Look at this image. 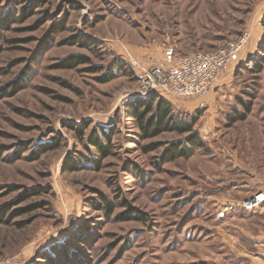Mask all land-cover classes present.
<instances>
[{"label":"rangeland","instance_id":"rangeland-1","mask_svg":"<svg viewBox=\"0 0 264 264\" xmlns=\"http://www.w3.org/2000/svg\"><path fill=\"white\" fill-rule=\"evenodd\" d=\"M258 27L264 0H0V264H253L244 247L264 204H244L264 191V38L194 98L143 93L132 61ZM71 56L83 62L64 66ZM153 94L198 116L203 147L163 161L188 134L142 138L131 104Z\"/></svg>","mask_w":264,"mask_h":264},{"label":"built area","instance_id":"built-area-1","mask_svg":"<svg viewBox=\"0 0 264 264\" xmlns=\"http://www.w3.org/2000/svg\"><path fill=\"white\" fill-rule=\"evenodd\" d=\"M250 41L245 32L236 39L228 40L213 50H199L181 54L175 47H169L163 60L151 67H141L137 59L132 61L135 68H141L140 89L143 93L172 95L180 98H194L210 92L216 81L240 62ZM264 204V191L256 193L245 201L248 208Z\"/></svg>","mask_w":264,"mask_h":264},{"label":"trees","instance_id":"trees-1","mask_svg":"<svg viewBox=\"0 0 264 264\" xmlns=\"http://www.w3.org/2000/svg\"><path fill=\"white\" fill-rule=\"evenodd\" d=\"M80 56H71L64 62V66H76L83 62ZM252 60V57H251ZM256 71L260 72L263 65L256 63ZM158 98V99H157ZM157 100V103H156ZM248 111L250 107L246 104ZM131 111L136 119L139 129L142 132L143 139H151L159 136L165 132H176L179 134H188L185 141H176L168 147L162 156L163 161L175 160L179 157L190 156L197 147H203V141L200 133L195 129L198 116L191 118H183L176 114L174 107L170 101L158 94H153L149 100L137 99L135 103L131 104ZM235 114H238L236 111ZM238 116V117H236ZM234 116L235 120H244L247 113ZM105 132L103 133V135ZM92 145L96 148L100 156H107L111 152V142L109 137L106 141L102 135L93 134L90 137ZM162 143L155 142L144 147L146 151H152L161 146ZM132 218L141 219L139 215H131Z\"/></svg>","mask_w":264,"mask_h":264},{"label":"crops","instance_id":"crops-1","mask_svg":"<svg viewBox=\"0 0 264 264\" xmlns=\"http://www.w3.org/2000/svg\"><path fill=\"white\" fill-rule=\"evenodd\" d=\"M264 38V28L258 27L252 35H250V49H247L244 51V55L246 56L251 52L253 48H256L259 46V44L262 42ZM257 231V232H256ZM255 233L251 234V244L250 248L244 247L245 251H250L252 253V258L256 259L253 264H264V229L260 230V228L254 230Z\"/></svg>","mask_w":264,"mask_h":264}]
</instances>
